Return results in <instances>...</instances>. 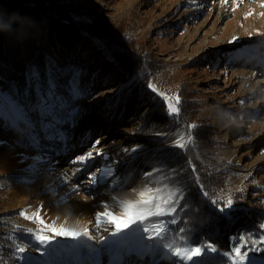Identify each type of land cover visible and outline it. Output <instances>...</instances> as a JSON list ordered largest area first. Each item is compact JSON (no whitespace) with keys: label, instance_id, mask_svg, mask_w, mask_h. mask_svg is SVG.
<instances>
[{"label":"rangeland","instance_id":"374dc122","mask_svg":"<svg viewBox=\"0 0 264 264\" xmlns=\"http://www.w3.org/2000/svg\"><path fill=\"white\" fill-rule=\"evenodd\" d=\"M23 1L96 8L114 25H124V37L132 38L135 48L143 50L144 64L115 83L98 66L93 71L81 67L63 70L57 89L42 101L37 91L28 94L24 90L18 99L0 91V219L9 226V236L15 242L14 252L0 258L4 262L0 264H93L86 255L98 257L99 264H179L167 247L182 243L170 223L172 216L150 217L120 236L111 235L115 230L111 225L106 226L107 230L98 228L94 216L123 201H135L137 192L145 186L161 188L166 196L175 193L145 174L152 173L151 153L174 147L177 141L189 147L190 135L180 127L144 135L148 124L145 114L153 101L167 106L174 101L166 97L180 99L182 93L192 102L193 120L204 119L213 130V157L204 159L197 154V159L229 171L216 199L226 202L231 197L234 213L256 208L263 212L264 223L262 0H228L227 4L222 0ZM249 12L251 15H247ZM30 62L25 63L23 71L34 81ZM85 64H89L88 59ZM134 81H139L136 95L140 98L123 100V88ZM150 82L162 95L147 87ZM190 123L192 120L187 127ZM43 124L50 127L45 130ZM43 131L58 138L64 135V145L60 146L58 138L45 139ZM32 137L38 139V144H33ZM97 140L100 143L93 150ZM89 151L93 152L92 159L84 165L73 163ZM78 167L80 171H76ZM92 174L96 176L95 184L87 183ZM139 183L142 186L135 189ZM210 207L216 209L212 203ZM68 208L86 214L83 228L87 226L93 238L57 237L41 247L30 233L44 229L41 234L51 235L45 224L54 221L57 225L55 217ZM22 210H27L32 220L22 218ZM37 210L44 224L34 222ZM248 221L249 230L236 227L225 234L227 251L232 238L239 234L259 237L261 223ZM161 223L166 228L162 237L149 239V235L155 237V232L143 229L151 230ZM205 228L209 234V225ZM246 241L251 246L247 236ZM17 244L26 248L23 255L16 251ZM223 253L206 252L200 264H227ZM249 255L255 264H264V251Z\"/></svg>","mask_w":264,"mask_h":264},{"label":"trees","instance_id":"16d2710c","mask_svg":"<svg viewBox=\"0 0 264 264\" xmlns=\"http://www.w3.org/2000/svg\"><path fill=\"white\" fill-rule=\"evenodd\" d=\"M0 10L8 14L0 15V91L15 99L26 90L28 94L37 91L40 100H44L49 96V84L52 91L57 89L58 81L63 78L62 71L69 68L93 71L98 66L115 83L144 64L143 50L135 48L132 38L124 37V25H114L94 7L0 0ZM13 12L20 16H12ZM29 59L34 81L23 71ZM87 59L89 64H85ZM138 87L139 81L125 86L123 100L135 99ZM180 97L177 115L170 116L166 104L158 100L148 106L145 114L148 124L144 135L180 127L189 133L192 141L189 147H163L151 153V177L159 186L175 191L172 207L176 211L171 215L176 221L174 233L185 237L188 243H213L220 252H225V234L236 227L249 230L248 220L261 223L263 212L252 207L225 214L210 207V201L216 199L224 187L229 171L207 166L197 159V154L204 159L213 157L210 152L213 130L204 119L193 120L192 102L184 93ZM191 125L195 127L190 128ZM205 192L207 198H203ZM207 224L211 228L209 234L205 233ZM8 230L9 226L0 219V258L14 252L15 242Z\"/></svg>","mask_w":264,"mask_h":264},{"label":"snow or ice","instance_id":"6c2138e0","mask_svg":"<svg viewBox=\"0 0 264 264\" xmlns=\"http://www.w3.org/2000/svg\"><path fill=\"white\" fill-rule=\"evenodd\" d=\"M242 3L243 0H233V3ZM222 3L227 4L228 0H222ZM261 7H264V3H261ZM247 15H251L249 12ZM247 18V16H246ZM235 39V37L233 38ZM231 42V41H230ZM37 83H39L37 78ZM147 87L154 93H157L156 87L150 82ZM49 94H52V85L49 84L48 87ZM73 94H76L75 92ZM158 95H162L157 93ZM166 100H172L174 103L169 102L167 104V111L169 115H177L179 113L180 99L179 96L172 98H165ZM39 107V105H38ZM44 112V109H41ZM0 115H3V112L0 111ZM50 127L49 124H43L42 128L47 130ZM190 128L195 127L194 125L189 126ZM56 136H45V139L54 140L57 139ZM33 144H38V139L32 137ZM191 136H189V141ZM100 143L99 140L92 145L93 150H96V145ZM176 147L184 148L186 143L177 141ZM97 155L101 153L96 151ZM93 158V152L89 151L86 155H82L76 158L73 163H79L84 165L87 160ZM76 171H80L78 167ZM151 173H146L145 176H149ZM89 184L96 183V176L92 174L89 176L87 181ZM148 193H158V195H147ZM175 193H171L169 196H166L161 188H152L145 186L144 189H141L137 192V199L135 201H123L119 203L116 208L112 210L105 209L103 213H96L94 216V222L96 226L105 227L107 230V225L114 227V231L111 232L112 236H120L121 233L126 232L133 225L143 224L150 217H162L165 215L171 216L175 213V207H171L174 201L171 199V196H174ZM205 196L208 194L205 192ZM211 203L216 206V210L220 213H230L234 206V201L229 197L226 202H219L218 199H214ZM27 210H22L19 215L26 219L32 220V216L26 214ZM44 224L43 219L39 215V210L35 214V221ZM173 219L170 223H175ZM47 232L51 235L41 234L44 229H41L40 232L30 233L35 239V242L38 243L41 247H46L52 243V240L59 237L69 240H79L81 237H86L87 239H92L93 237L89 234L87 226L83 229L79 227L66 226L65 224L55 225L53 221L52 224H45ZM258 230L261 233L258 238H251L252 234H239L238 238H232V244L228 251L223 253V256L226 258L227 264H255V261L252 256L249 255L250 252H260L264 251V223H261L258 226ZM144 232L154 231L155 237L149 235V239L161 238L162 234L166 231L165 226L161 223L160 225H153L152 229L145 227ZM180 232H184V229H180ZM246 236L251 239V246L246 241ZM182 243L179 246L173 247L168 245L169 252L172 257L176 258L179 264H200V258L206 253H218L217 247L213 243H206L203 245H189L185 237H181ZM16 251L23 255L26 251L24 246L20 244L16 245ZM175 264V262H174Z\"/></svg>","mask_w":264,"mask_h":264},{"label":"bare ground","instance_id":"6f19581e","mask_svg":"<svg viewBox=\"0 0 264 264\" xmlns=\"http://www.w3.org/2000/svg\"><path fill=\"white\" fill-rule=\"evenodd\" d=\"M230 1L233 3V0H230ZM260 2L264 3V0H262ZM43 133H44V137L46 135L47 136H53V135H51V133H48L46 131H43ZM63 136L64 135L61 134V136L58 138V140L60 142L59 143L60 146L64 145ZM77 145L78 146L79 145H85V143L84 144L78 143ZM141 186H142V184L139 183V184H135L134 187L136 189V188H140ZM82 198L83 197H80V199H82ZM84 217L86 218V214L84 212H81L78 209L68 208L67 210L63 211L59 216H57L55 218L58 221L57 225L65 224L66 226L79 227V228L83 229V225L85 222V219L83 220ZM124 243H127V242H124ZM85 257L89 258L93 264H99V258L98 257L93 258L92 256H88V255H86Z\"/></svg>","mask_w":264,"mask_h":264},{"label":"clouds","instance_id":"9594fccd","mask_svg":"<svg viewBox=\"0 0 264 264\" xmlns=\"http://www.w3.org/2000/svg\"><path fill=\"white\" fill-rule=\"evenodd\" d=\"M0 15H8L6 12H4L3 10H0ZM11 15L12 16H20L19 15V13H15V12H13V13H11ZM24 19H27V20H29V18H25V17H23ZM30 21V20H29ZM31 22V21H30ZM32 23V22H31Z\"/></svg>","mask_w":264,"mask_h":264}]
</instances>
